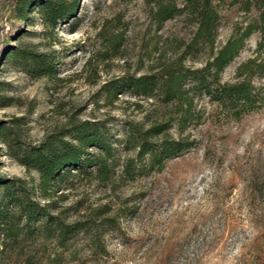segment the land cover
Wrapping results in <instances>:
<instances>
[{"label":"rangeland","instance_id":"374dc122","mask_svg":"<svg viewBox=\"0 0 264 264\" xmlns=\"http://www.w3.org/2000/svg\"><path fill=\"white\" fill-rule=\"evenodd\" d=\"M154 1L79 0L76 31L62 23L55 34L44 32L37 19L16 20L0 1V43L21 41L49 54L57 72L54 78L34 77L15 64L0 66V123L11 126L23 146L68 129L72 121L104 123L111 141L121 139L127 123L142 120L135 103L148 105L128 95L110 102L105 83L171 62L192 30L184 16L158 28L150 15ZM247 1L255 0L215 1L217 45L252 15L242 9ZM10 27L20 30L18 36ZM104 36L120 41L116 56L103 57ZM259 38L254 32L246 39L222 81L233 80ZM205 56L206 49L185 64L199 68ZM255 84L264 94V78ZM197 105L203 114L190 130L195 146L166 161L160 172L144 170L134 180L107 184L81 174L61 185L65 197L52 213L68 228L88 223L96 229L92 238L76 232L63 250L54 238L33 236L9 246L0 264H264V106L235 121L213 111L205 97ZM5 148L0 142V176L36 189L37 174ZM116 148L119 161L133 155L120 143ZM106 218L113 221L102 224Z\"/></svg>","mask_w":264,"mask_h":264},{"label":"trees","instance_id":"16d2710c","mask_svg":"<svg viewBox=\"0 0 264 264\" xmlns=\"http://www.w3.org/2000/svg\"><path fill=\"white\" fill-rule=\"evenodd\" d=\"M0 1L6 4L13 18L25 23L37 19L46 33L55 34L62 23H68L70 32L76 31L79 0ZM215 1L153 2L150 15L158 28L176 16H184L192 30L188 40L179 43L181 51L171 62L158 63L142 74L122 76L105 83L106 98L110 102L119 95H128L148 105L143 108L142 103H135L143 114L142 120L135 125L127 123L121 139L111 141L104 123L72 121L68 129L61 128L46 134L37 144L23 146L12 127L0 123V142L5 145L7 154L27 170H33L38 178L37 190L29 191L24 180L0 176V255L9 246L17 247L21 241L38 235L45 240L54 238L63 250L76 232L90 234L92 238L96 229L91 231L88 223H73L68 228L57 213H52L57 200L65 197L59 193L61 185L81 174L94 182L107 184L112 179L134 180L144 170L160 172L166 161L195 146L196 139L190 130L201 124L203 109L197 105L201 97L207 98L213 111L235 121L264 106V94L255 84L256 80L264 78V0L244 3L243 11L252 15L244 25L234 28L220 45L216 44L219 13ZM238 2L232 0L231 3ZM10 30L15 37L20 32L18 28L10 27ZM254 32L259 33L260 38L252 56L237 66L232 81H222V71ZM101 38L103 57L108 53L107 58L116 56L120 41L114 37ZM204 49L206 56L199 68L185 64ZM5 63L18 65L34 77L54 78L57 73L49 54L29 48L21 41L16 45L0 43V66ZM119 143L133 155L119 161L116 157ZM104 220L102 224L113 221L112 218Z\"/></svg>","mask_w":264,"mask_h":264}]
</instances>
